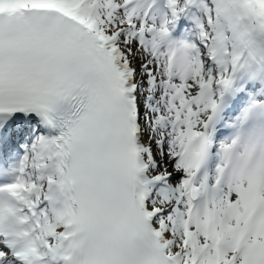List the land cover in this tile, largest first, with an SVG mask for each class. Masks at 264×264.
<instances>
[{"label": "snow or ice", "instance_id": "6c2138e0", "mask_svg": "<svg viewBox=\"0 0 264 264\" xmlns=\"http://www.w3.org/2000/svg\"><path fill=\"white\" fill-rule=\"evenodd\" d=\"M0 264H264V0H0Z\"/></svg>", "mask_w": 264, "mask_h": 264}]
</instances>
